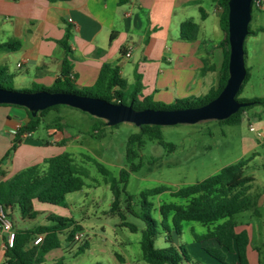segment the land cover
<instances>
[{"label": "crops", "instance_id": "crops-1", "mask_svg": "<svg viewBox=\"0 0 264 264\" xmlns=\"http://www.w3.org/2000/svg\"><path fill=\"white\" fill-rule=\"evenodd\" d=\"M221 11L218 0H0V43L19 41L15 49L0 51V66H6L13 75L12 83L16 89L51 88L65 53L59 42L67 35L71 77L77 89L91 86L101 66L109 63L118 67L128 89L138 84L136 96L139 99L150 97L164 104L194 100L205 95L218 79L224 38L220 27ZM186 20L196 25L191 40L180 37V24ZM129 48L130 55L125 57L123 52ZM26 119L24 107L0 104V180L29 164H40L45 158L66 151L69 146L68 137L72 136L64 132L66 126L63 131L50 128L39 132L37 129L23 134L12 157L2 161L12 145L17 127ZM87 119L94 122L90 116ZM73 136L77 139L78 135ZM254 199L256 213L252 215L249 210L237 213L235 231H247L249 264H260L264 258H261L262 250H257L259 246L264 248V228L249 219L252 216L261 218L259 207L264 206V195L255 194ZM35 201L42 203L33 200L34 206ZM16 207L11 206L6 212L18 233L29 228L16 225L13 216ZM48 212L45 222L39 226L54 225V221L48 219L52 211ZM242 215L245 220L239 221L237 217ZM74 221L85 233L83 243L85 241L86 247L77 253L81 243L71 253L70 247L65 245L63 251L76 260H64L60 255L53 257L52 264H137L107 246L106 241L95 249L89 248L88 226ZM35 235H30L26 247L34 245ZM5 238V234L0 233V264L6 262V250L1 247ZM63 239L74 242L66 236ZM110 244L118 246L121 243L111 240ZM57 248L49 250L44 259ZM227 254L229 261L234 262L236 254L228 251Z\"/></svg>", "mask_w": 264, "mask_h": 264}, {"label": "trees", "instance_id": "trees-1", "mask_svg": "<svg viewBox=\"0 0 264 264\" xmlns=\"http://www.w3.org/2000/svg\"><path fill=\"white\" fill-rule=\"evenodd\" d=\"M121 1V0H119ZM222 11L220 16V27L224 32V38L221 41L223 58L218 73L216 84L211 87L207 93L197 97L194 101L176 100L172 104H164L153 101L150 97L142 99L137 98L138 84L135 83L131 89H128L127 81L121 77L119 69L114 64L105 63L101 66L95 82L88 87L77 89L71 77L70 50L67 46L68 36L60 40L64 48L61 69L58 77L55 79L51 88H36L26 90L44 89L48 91H68L76 94L95 96L113 103L131 104L135 109L154 108V109H172L188 108L198 106L214 98L222 89L227 78V0H218ZM254 6L251 2V17ZM248 23V33L256 34L262 28H252ZM196 25L191 20L183 21L180 24V37L191 40L194 38ZM245 37V38H246ZM245 43V41H244ZM19 45V41L12 40L0 43V51H11ZM247 51L244 45L245 77L236 93V99L243 102L233 114L223 120L224 123L235 124L240 122L243 113L254 105L264 106V97L240 98L244 83L250 77V69L246 64ZM13 75L7 67L0 66V87L13 89L10 84ZM60 105L46 107L34 115L27 111V119L16 130L12 145L5 153L2 161L10 157L11 150H15L20 138L25 133L35 132L44 115L50 109H56ZM94 119L92 125L93 137H101L102 134L97 130L98 127L106 126L103 119L90 116ZM118 124V123H117ZM115 124V125H117ZM64 123L57 117L45 125L46 129H56L63 131ZM156 140L161 146L168 150H173L175 145L167 143L162 139L160 126L144 124L138 126V131L131 134L126 142V159L128 168H121L117 177L111 176L108 170L99 162L93 159L98 170L106 177L109 189L113 195L112 203L109 208L110 213H116L120 222L119 225L127 227L131 232L137 230V226L126 221L125 214L129 213L134 217L141 219L144 226L141 230L140 248L142 258L149 264H179L191 262L185 248L182 245H176L172 241L171 233L178 235L181 233L182 221H196L203 225H208V230L201 236H196L197 240L213 242L217 247L206 246L205 250L222 264H249L246 248L249 244V236L246 230L235 231L237 222L235 215L245 210L253 209L256 213L255 199L247 195L252 176L244 174V168L252 157L241 158L238 161L223 166L218 172L211 174L202 180L179 187L170 191V195L185 199V204L174 202L162 203L158 207L160 215L159 224L165 232V239L168 245L164 248H155L154 239L158 234V222L151 216L153 203L150 197L158 195L167 190L164 185H158L152 188L144 189L139 194V208L136 210L131 206L132 196L125 193V186L130 172L138 171L143 165L138 150L142 148L146 141ZM254 155V154H253ZM139 160L134 163V159ZM43 165L45 168L43 169ZM41 166V167H40ZM86 170L78 166L71 154L67 151L47 157L40 164L27 166L11 176L0 180V204L5 211L11 206L17 205L19 214L22 218L33 219L37 211L33 207V200L42 203L65 206V196L68 193L82 189L84 185L83 176ZM125 193V202L123 207L120 193ZM9 217V216H8ZM49 220L54 221L52 226H37L32 230L24 229L18 232L14 238L13 247L6 250L5 260L8 264H37L43 261L44 255L51 249L60 245L58 234L67 229L66 238L73 240V234L81 231L82 227L71 218H65L56 215L48 216ZM33 233H45L41 243L26 247V243ZM86 247L85 241L77 249V253L83 251ZM225 248L228 252H234L236 259L234 262L225 260V253L220 249ZM121 259V256L117 254ZM264 264V261H260Z\"/></svg>", "mask_w": 264, "mask_h": 264}, {"label": "rangeland", "instance_id": "rangeland-1", "mask_svg": "<svg viewBox=\"0 0 264 264\" xmlns=\"http://www.w3.org/2000/svg\"><path fill=\"white\" fill-rule=\"evenodd\" d=\"M250 26L262 30L245 38L246 64L250 68V77L244 83L240 98L264 97V11L253 8ZM10 86L16 89L14 83L11 82ZM190 101L197 102L195 99ZM86 114L79 109L60 105L47 111L38 127L39 132H45V125L51 119L61 118L66 126L64 132L72 136L68 137L70 143L66 151L71 154L78 166L86 170L82 177L84 181L82 189L66 194L65 206L35 201L33 207L38 212L33 219L22 220L16 207L13 211L15 223L20 228L34 229L45 222V216L50 210L51 215L72 218L86 224L89 248L95 249L106 241L107 246L116 249L126 260L137 264H149L143 260L139 244L143 221L126 213V221L135 224L137 230L131 232L127 227L119 225V216L108 211L113 195L106 177L93 161L94 159L101 163L111 176L117 177L121 168H128L126 142L131 134L138 131V127L128 122L106 125L97 128L102 134L101 137H93L91 131L93 122L87 119L91 115ZM243 115L240 122L235 124L209 119L194 124L163 125L160 126L162 139L174 144L175 148L168 150L156 140H148L138 150L143 165L138 171L129 173L125 186V193L132 196L130 201L132 208L136 210L139 208L138 197L142 190L158 185L167 187L166 191L150 197L153 203L151 216L158 222V234L154 239L155 248H164L168 245L165 232L159 224V205L168 202L185 204L184 198L171 196L170 191L202 180L218 172L223 166L252 155L244 168V174L253 177L247 195L251 198H254L255 194L264 195V106L254 105L245 110ZM249 124L253 125L254 131H249ZM75 134L78 135L77 139H74ZM13 152L14 150H11L10 157ZM138 160L139 157L135 158L134 163ZM31 165L34 164L28 166ZM125 193H120L122 207ZM252 210L249 212L254 215L255 212ZM259 210L261 218L252 216L249 221L263 229L264 206L259 207ZM237 218L239 221L245 220L244 215ZM207 230L208 225L196 221H182L181 233L178 235L171 233L173 243L185 248L191 260L190 264H222L205 250L206 246L219 248L217 245L196 239V236L205 234ZM66 231L59 235L60 247L48 253L41 264H52L53 257L60 255L64 256V260H76L71 254L63 251V246L68 245L73 253L83 243L85 233L82 239L69 243L63 239L67 235ZM111 240L121 244L113 246L110 244ZM220 249L226 255L225 260L231 262L227 251L222 247ZM259 249L262 250L261 258H264V248L259 246L257 251ZM260 253L258 252L259 256ZM179 264H184V260Z\"/></svg>", "mask_w": 264, "mask_h": 264}, {"label": "water", "instance_id": "water-1", "mask_svg": "<svg viewBox=\"0 0 264 264\" xmlns=\"http://www.w3.org/2000/svg\"><path fill=\"white\" fill-rule=\"evenodd\" d=\"M252 0H227V78L219 93L207 102L194 107L135 109L131 104L113 103L105 99L68 91L17 90L0 87V104L22 106L34 115L52 106L66 105L93 117L103 119L107 126L120 122L135 126L194 124L200 121L223 120L244 103L236 99L245 77L244 41L248 33Z\"/></svg>", "mask_w": 264, "mask_h": 264}, {"label": "built area", "instance_id": "built-area-1", "mask_svg": "<svg viewBox=\"0 0 264 264\" xmlns=\"http://www.w3.org/2000/svg\"><path fill=\"white\" fill-rule=\"evenodd\" d=\"M252 3L254 8L264 11V0H252ZM123 55L125 57H128L130 55V48L126 49L123 52ZM19 126L17 127V129L19 128ZM249 131L251 132L254 131V127L251 124H249ZM0 233L5 234L6 236L5 241L1 244V247L5 250H8L9 248L13 247L14 238L17 233L13 228L12 221L8 217L7 212L5 211L4 207L1 204H0ZM83 236H84L83 231H76L73 234V239L77 241L82 239ZM43 237H44V233H37L35 235V238L33 239V244L37 245L41 243ZM2 264H8V263L4 262ZM184 264H190V262H184Z\"/></svg>", "mask_w": 264, "mask_h": 264}]
</instances>
